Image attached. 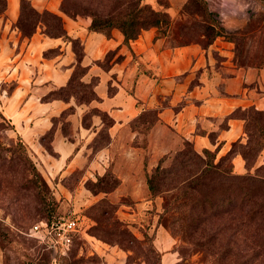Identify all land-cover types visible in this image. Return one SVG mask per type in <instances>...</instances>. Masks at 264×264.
Here are the masks:
<instances>
[{
  "label": "crops",
  "instance_id": "obj_1",
  "mask_svg": "<svg viewBox=\"0 0 264 264\" xmlns=\"http://www.w3.org/2000/svg\"><path fill=\"white\" fill-rule=\"evenodd\" d=\"M31 1L39 10L62 15L68 35L80 41L82 55L78 57L70 39L50 36L40 27L32 36H23L15 25L21 0H7L0 14V116L11 124L46 179L62 192L66 188L68 197L72 192L59 181L77 167L85 169L79 183L83 189L85 179L111 170L118 185L91 198L107 193L115 201L126 196L145 206L148 175L186 139L197 150L210 148L220 157L234 141L245 139V119L232 113L250 106L264 110V65L234 63L233 43L224 36L207 46L182 43L177 32L153 26L126 41L117 27L105 33L91 28L90 15H68L61 9L62 0ZM144 1L168 12L174 25L185 18L181 9L187 0ZM207 1L229 28L242 25L249 9L264 8L260 0ZM217 49L226 56L220 63ZM77 64L86 67L81 80L92 82L95 97L49 96L69 83ZM105 128L108 138L95 146ZM233 164L238 173L247 170L240 153ZM81 191L90 195L87 189ZM120 211L134 216L122 207ZM158 239L162 264L181 260L175 249L164 248L174 239L162 227ZM93 245L105 256V264L126 260L116 245ZM0 264H10L1 245Z\"/></svg>",
  "mask_w": 264,
  "mask_h": 264
},
{
  "label": "trees",
  "instance_id": "obj_2",
  "mask_svg": "<svg viewBox=\"0 0 264 264\" xmlns=\"http://www.w3.org/2000/svg\"><path fill=\"white\" fill-rule=\"evenodd\" d=\"M0 4L3 5L1 14L7 7V0H0ZM61 9L73 17L90 15L91 28L95 30L110 33L113 27H117L125 34L126 41L138 37L144 29L153 26L160 29L162 24L167 26L171 20L168 12L156 9L144 0H62ZM16 26L23 36L28 37L44 26L48 35L70 39L78 57L82 55L80 41L68 35L62 15L50 9L39 10L31 0H21ZM78 68L79 83L75 89L71 86L78 77ZM85 71L86 67L77 64L69 83L53 90L49 96L75 95L78 100L95 97L92 82L81 80ZM240 109L251 110L243 118L256 122L255 129H251L250 122H247L246 141H234L230 150L218 157L217 151L210 148L199 151L186 139L184 146L175 152L172 163L168 166L159 163L148 177L151 192L164 198L163 223L180 233L195 250L221 252L223 255L213 260L215 264H264V163L251 171L255 158L264 148V125L260 122L264 120V110L250 106L238 108L232 115L237 116L235 112ZM103 133H106V138ZM259 135L263 140L258 138ZM51 136L52 132L44 136L46 142ZM107 138L105 128L94 145H100ZM18 141L26 151L20 137ZM236 153L244 157L247 172L234 171L233 157ZM24 158L23 165L27 162L33 174L30 179L32 185L38 187L39 192L48 191V182L35 161L27 154ZM4 165V159L0 158V176L5 174ZM117 179L115 186L119 183ZM0 183H5L2 177ZM11 184H7L8 188ZM119 229L120 234L127 233L125 229ZM113 231L114 235L119 234L115 229Z\"/></svg>",
  "mask_w": 264,
  "mask_h": 264
},
{
  "label": "rangeland",
  "instance_id": "obj_3",
  "mask_svg": "<svg viewBox=\"0 0 264 264\" xmlns=\"http://www.w3.org/2000/svg\"><path fill=\"white\" fill-rule=\"evenodd\" d=\"M260 1L264 5V0ZM2 8L3 5L0 4V9ZM181 12L185 15L183 20L174 25L171 19L167 26L161 25L160 31L167 32L170 29L181 35V42L196 41L203 45H207L209 41L213 42L218 36H224L233 43L231 59L234 63L245 66L264 64V8L249 9L244 23L235 28L225 26L218 12L210 8L207 0H187ZM40 28L45 30L44 26ZM219 52L218 49L214 52L218 63L226 58ZM79 70L78 68V77L71 86L75 89H78ZM248 109L237 110L235 115L245 117L252 112ZM144 116H141V119ZM248 121L245 120L244 129ZM249 122L251 129H255V120ZM260 122L264 125V120ZM11 127V124L0 116V158L5 161V174L0 176L3 183L5 182L4 185L0 183V245L10 264H28L29 262L105 264V256L97 252L93 245L101 241L116 245L118 250L126 255V260L122 264H162V249L158 239L159 227L164 228L174 239L173 245L163 247L175 249L179 253L181 260L176 264H215L213 260L223 255L221 252L209 253L195 250L180 233L166 226L161 216L165 211L164 198L161 194L154 195L150 190L147 199L149 201L142 207L137 206L134 199L126 196L115 201L105 193L92 199L93 194L108 192L116 187L118 179L112 171H108L102 177L97 175L96 178L89 177L84 180L83 187L89 190L90 195L81 191L85 189L79 188L85 171L81 167H77L59 181L72 192V197L66 195L69 193L66 188H63L64 194L57 184H51L47 179L49 190L44 193L39 192V188L34 187L30 181L33 174L30 173L28 163L25 162L24 165L22 163L26 160L24 158L26 154L32 159L33 157L26 145H24L26 151L21 147L19 137L14 134ZM106 136V133H103V137L106 138ZM247 138L248 135L245 132V139L242 140L246 141ZM258 138L263 140L260 135ZM263 149L255 158V166L251 170L253 172L256 166L264 163ZM174 154L175 152L165 162L161 161L162 164L170 165ZM9 182H12L10 188L7 186ZM123 203L130 206H123ZM121 207L123 211L128 210L134 213V216L125 215L120 211ZM73 212L80 215L82 228L75 235L70 251L53 263V252L44 248L34 237L27 235L26 231L36 222L51 220L61 214ZM119 227L125 229L127 233L120 234ZM114 229L119 234L114 235L112 233Z\"/></svg>",
  "mask_w": 264,
  "mask_h": 264
},
{
  "label": "built area",
  "instance_id": "obj_4",
  "mask_svg": "<svg viewBox=\"0 0 264 264\" xmlns=\"http://www.w3.org/2000/svg\"><path fill=\"white\" fill-rule=\"evenodd\" d=\"M81 223V217L76 212L64 213L51 220L34 223L26 233L44 248L50 249L53 252L52 261L56 263L70 251L75 235L82 228Z\"/></svg>",
  "mask_w": 264,
  "mask_h": 264
}]
</instances>
